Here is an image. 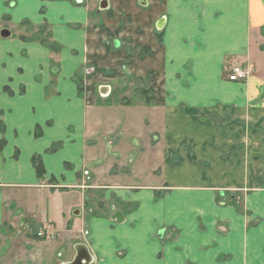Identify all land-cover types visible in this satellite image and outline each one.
<instances>
[{
  "label": "crops",
  "instance_id": "0c3cea01",
  "mask_svg": "<svg viewBox=\"0 0 264 264\" xmlns=\"http://www.w3.org/2000/svg\"><path fill=\"white\" fill-rule=\"evenodd\" d=\"M119 1L109 0L104 15L115 19L120 10L129 17L124 46L114 41L154 91L145 105L97 104L90 78L81 74L87 60L108 56L105 41L114 34L110 18L91 21L96 0H0V140H6L0 151V264L7 258L21 264V256L48 247L36 237L26 238L24 249L3 244L8 223L14 227L31 214L41 225L49 221L57 239L72 247L86 243L93 264H264V79L227 77L233 65L249 60L253 35L264 37V0ZM23 21L47 23L59 53L38 41L1 36L5 27L18 29L17 36L26 32ZM143 47L149 49L144 55ZM111 89L102 84L99 95ZM142 110L145 119L137 116ZM212 110L226 122L200 120L199 111ZM111 113L118 125L101 136V126L116 121L105 117ZM143 122L155 127L154 146L164 141V159L152 170L155 184L142 183L134 172L131 148L119 152L122 136L138 135ZM199 137L221 139L219 148L199 144ZM228 142L240 146L230 151ZM36 154L46 169L42 178L32 163ZM236 184L255 189L232 192ZM101 189L123 207L86 210L83 218L87 197ZM67 193L77 198L73 220L59 201ZM120 210L124 219L117 222L112 216Z\"/></svg>",
  "mask_w": 264,
  "mask_h": 264
},
{
  "label": "rangeland",
  "instance_id": "374dc122",
  "mask_svg": "<svg viewBox=\"0 0 264 264\" xmlns=\"http://www.w3.org/2000/svg\"><path fill=\"white\" fill-rule=\"evenodd\" d=\"M101 1L102 0H96L97 4L94 10H97V11H91L90 18H91V21L93 18L97 23H100V22L104 23V18L105 19L106 17L108 19L110 18L108 25H109L110 31L113 32L114 34H112V36H110V38L107 41H105V48H107L108 46L110 47L108 51L110 52L108 53L109 57L99 53L97 59L91 58L87 60L83 66V71L81 74H83L86 78H90L89 81L92 82L93 91L98 97L96 101L97 104L109 103V106L113 104H117V107H120V105H135V104L145 105L147 104L146 100H148L149 95H154V91L152 87L148 85L149 82L147 83L145 80L141 81L139 74H137L139 71V67L135 66V61H133L132 63H130V61L128 62L127 55L125 56L124 54L125 53L124 49L118 51L117 48L114 46V39H119L122 44V47L124 46L123 45L124 37H125L124 28H125V23L129 22V17L127 15H124V12L120 10L117 11V16L115 17V19H111L112 16L109 17V14H107L105 17L104 13H106V9H108L109 6L106 9H102L100 7ZM116 1L117 3H121L119 0H116ZM28 22L29 24L24 23V21L20 23L21 26L24 27L23 29H26V32L21 33L19 36L16 35L18 29H15L14 27H5L4 29H9L11 31V35L9 36V38L13 35V37L15 38L17 37V38L22 39V36H24V37H29L30 38L29 41H38V40L32 39V37L38 31V27L43 24L35 27L30 21ZM45 33L46 32H44V35ZM4 38H7V37H4ZM51 39L53 40V37H51ZM57 44L61 46V44L59 43ZM122 47L120 46L119 48H122ZM60 49L59 50L51 49L53 51L52 54L54 55L56 53H59L58 51H60ZM115 49L117 53H115ZM132 50L135 52L134 49ZM136 52L138 51L136 50ZM127 53H129V51H127ZM92 60L98 61V64L93 63V62L90 63L89 61H92ZM236 64H243L244 66H246L245 68H247L248 70L250 69V73L248 74L246 79L243 81H238V82L246 83L251 77H253V75L259 79L261 78L264 79V37H261L259 35H253L252 40H251V54H250L249 60L244 63L242 62V63H236ZM128 65L130 66V68ZM102 84H108L112 87L111 92L107 97H102L99 95V87ZM148 89L150 90V92L148 91L147 94H145L143 90L147 91ZM79 95L81 96V94ZM253 100H257V98ZM220 107L221 106L219 105L218 108ZM218 108L216 109V111L219 110ZM123 109L125 111L126 108H123ZM107 111L109 110L107 109ZM117 111H118V108H114V112H117ZM121 114H122L121 122L123 123L124 112L117 113V116L120 117ZM115 115H116L115 113H111V115L105 116L106 118H109V119L115 118L116 121L113 120L112 122H107V123L105 122L106 125L101 126V128L99 129V134L101 136H104L109 131L108 126H110L111 128H114V127L116 128V126L118 125L119 119H117ZM146 115L147 114H144V111L142 110L141 113L139 112L137 116L145 119ZM222 116H219L218 114H216L214 110L207 112V113H202L199 111L200 120L203 119L206 122H212V123L215 122V124H218V125H222L224 122H226L225 120L222 121V119H224ZM244 119L246 120V118ZM247 127L248 128H246L245 134H249L252 129L251 124H248ZM137 129H138V135H135V134L128 135L125 133V135L122 136L123 140L120 141L121 145H119V152L126 153L131 148L129 151L128 157L130 160L133 159L134 162H133V166L132 164H130V166H132V169L134 170V172L140 176L142 183L155 184L156 183L155 179H156L157 174H156V171L154 172L152 170L155 164H158L160 160L163 161L164 159V154L161 151L163 150V146L161 145V143L164 141L163 139H161L160 143H158L157 146H154L156 144V139H155L156 134L150 133L151 130L155 129L154 125L152 126L151 124H146L145 122H143L142 126H137ZM203 138L204 137L196 138L199 144H201V142L204 143L208 141V144L209 142H211L210 147L215 146L219 148V143L221 139L216 140L215 137L214 138L211 137V139L209 140L208 139L204 140ZM244 143L245 145H247L245 141ZM228 145L230 147V151L236 150L237 145L240 146L239 143L237 142H231V143L228 142L227 146ZM123 157L124 155L120 156V158H123ZM236 174L237 172L235 170V171L230 172L229 176L230 178H233V180H235ZM245 174L248 175L249 172ZM250 174L255 175L254 178L256 177L258 179L261 178V172L259 171L257 172L254 171L252 173L250 172ZM252 181H253V184H257L255 179H252ZM230 189L233 190L232 192L245 193L250 189L251 190L255 189V187L253 186L251 187L250 184H246L244 186L240 184H236L235 187H231ZM61 197L63 198L59 200L60 205L63 206L64 210H66L67 218L71 220L75 219L72 213L73 211L79 209L77 205H74L77 202L76 195L72 193H67V194H61ZM87 199H89V201L86 203L85 207H83V209H85L83 211V216H82L83 218L86 215V212H87L86 210L106 212L107 209L112 210V208L123 207L122 205L120 206V203L115 198L111 197L108 200L105 197L103 189H101V191L99 190L98 192H95L94 195H89ZM41 212L44 214V211H41ZM25 218H27L26 221L20 222V223L15 222L14 227H11V228H9L8 225L10 224L8 223L7 227H5L4 229V234L6 235L4 237L3 244L4 245L8 244L7 245V248H8L13 243L14 246H18L24 249L25 239L26 238L35 239L34 237H36L41 240H47V242L43 244H47L48 247L39 245V247L33 249V251L32 250L29 251V253L24 257L21 256L20 254L21 264H58V260L62 259L63 257L68 256L75 250V246L72 247L69 241L63 242L62 238L57 239V236L54 238L37 237L36 233H38L42 229V226L44 227L45 225H49L50 229H52L54 232L56 231L55 228L51 226V223H49V221L48 222L44 221L42 222V225H41L38 218L34 217L32 214L25 216ZM16 254H19V253H16ZM13 262L16 263V259H14ZM9 263H11V260L7 258L6 264H9Z\"/></svg>",
  "mask_w": 264,
  "mask_h": 264
},
{
  "label": "trees",
  "instance_id": "16d2710c",
  "mask_svg": "<svg viewBox=\"0 0 264 264\" xmlns=\"http://www.w3.org/2000/svg\"><path fill=\"white\" fill-rule=\"evenodd\" d=\"M109 13H110V11H109ZM24 23H29V22L24 21ZM44 32H46L45 35H44ZM161 34L162 33H158V37H159L160 41H161ZM51 37H52V31L49 28V25L47 23H45V24L38 27V31L35 33V35L32 37V39L38 40L39 42L43 43L44 45H46L50 49L59 50L61 48V46L58 45L54 40H52ZM22 39L23 40H29L30 38L22 36ZM107 48L110 49L109 46ZM146 52H149V49L147 47H143L142 49H140V53L145 54ZM77 83H78L79 94H81V96H83L85 93V90H86L85 84H84V79L82 77L80 78V80L77 79ZM143 91L145 92V94H147L148 91L150 92L149 89L147 91H145V90H143ZM152 100H153V96L149 95L148 100H146V102L151 103ZM222 121H224V119H222ZM5 144H6V140L1 139L0 140V151L3 149ZM52 149L55 150L54 147ZM32 163H33V166L35 168L37 176L40 178L44 177L46 174V169H45V166L42 162L41 155H39V154L34 155L32 157Z\"/></svg>",
  "mask_w": 264,
  "mask_h": 264
},
{
  "label": "water",
  "instance_id": "95a60500",
  "mask_svg": "<svg viewBox=\"0 0 264 264\" xmlns=\"http://www.w3.org/2000/svg\"><path fill=\"white\" fill-rule=\"evenodd\" d=\"M102 8H106V4H101ZM162 28V27H161ZM160 28V30H161ZM2 37H9L11 35V31L9 29H3L1 31ZM116 46H120V42L118 40L115 41ZM103 91V95H106L107 92ZM74 215H79V210H75L73 212ZM113 219H115L117 222H121L124 219V214L123 212L116 211L114 215L112 216ZM164 229L160 231L161 234H163ZM75 256L74 258L67 262L66 264H93L94 258L91 252L90 247L86 243H78L75 245Z\"/></svg>",
  "mask_w": 264,
  "mask_h": 264
},
{
  "label": "built area",
  "instance_id": "2783aa9c",
  "mask_svg": "<svg viewBox=\"0 0 264 264\" xmlns=\"http://www.w3.org/2000/svg\"><path fill=\"white\" fill-rule=\"evenodd\" d=\"M246 66H244L243 64H235L229 75H228V79L230 81H243L246 79V77L248 76V74L250 73V69L248 70L247 68H245ZM39 236H48V237H54L55 232L50 229L49 225H45L39 232H38Z\"/></svg>",
  "mask_w": 264,
  "mask_h": 264
},
{
  "label": "bare ground",
  "instance_id": "6f19581e",
  "mask_svg": "<svg viewBox=\"0 0 264 264\" xmlns=\"http://www.w3.org/2000/svg\"><path fill=\"white\" fill-rule=\"evenodd\" d=\"M101 4H106V5H107V7L109 6V5H108V1H107V0H102V1H101ZM107 7H106V8H107ZM101 8H102V7H101ZM102 9H104V8H102ZM161 27H162V26H160V28H161Z\"/></svg>",
  "mask_w": 264,
  "mask_h": 264
},
{
  "label": "flooded vegetation",
  "instance_id": "af4514ba",
  "mask_svg": "<svg viewBox=\"0 0 264 264\" xmlns=\"http://www.w3.org/2000/svg\"><path fill=\"white\" fill-rule=\"evenodd\" d=\"M114 44H115V41H114Z\"/></svg>",
  "mask_w": 264,
  "mask_h": 264
}]
</instances>
